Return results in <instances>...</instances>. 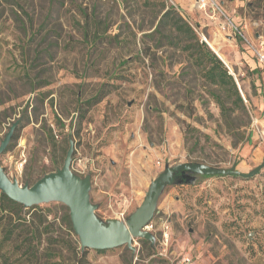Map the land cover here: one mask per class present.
Listing matches in <instances>:
<instances>
[{
  "label": "rangeland",
  "instance_id": "1",
  "mask_svg": "<svg viewBox=\"0 0 264 264\" xmlns=\"http://www.w3.org/2000/svg\"><path fill=\"white\" fill-rule=\"evenodd\" d=\"M251 2L239 12L256 23L255 31L263 36L251 42L259 44L264 39V0ZM191 3L0 0V142L14 122H21L18 137L0 155L8 175L33 184L55 165L62 166L65 138H72V168L79 159L87 163L97 214L124 219L135 205L111 207L105 197L96 199L94 177L113 162L120 164L119 174L128 175L134 130L144 135L142 146L162 151L153 162L157 175L166 165L188 161L226 168L236 164L239 170L259 165L264 159V69H252L240 38L231 44L224 29L214 34L208 22L204 25V11L200 21L192 19L186 10ZM169 8L226 62L248 113L234 107L230 85L208 73L212 61L206 47L178 35L172 17L161 23ZM214 36L222 47L211 44ZM101 93L106 95L96 101ZM222 100L235 110L230 120L222 114ZM102 147L108 150L105 157ZM223 176L232 182L213 189L201 187L210 177L178 184L188 188L181 211L166 214L157 208L149 224L156 236L153 249L135 239L136 252L126 245L88 248L83 259L78 235L63 221L65 204H37L25 209L22 219L16 214L7 218L6 224L17 222L18 229L8 240L0 234V264H178L185 256L197 264H264V168L249 178ZM251 181L258 183V196ZM250 201L258 202L255 214ZM170 219L173 229L166 227ZM34 227L42 238L36 250L25 243ZM196 232L198 238L188 240Z\"/></svg>",
  "mask_w": 264,
  "mask_h": 264
},
{
  "label": "water",
  "instance_id": "2",
  "mask_svg": "<svg viewBox=\"0 0 264 264\" xmlns=\"http://www.w3.org/2000/svg\"><path fill=\"white\" fill-rule=\"evenodd\" d=\"M17 124L18 121L14 122L1 140L0 155L11 142ZM74 150L75 143L70 138L63 165L44 174L33 184H21L16 178L12 179L0 163V190L23 204L25 208L52 201L65 204L69 208L72 226L79 237L82 250H102L126 245L136 252L135 239L144 238L155 243L156 236L147 227L156 213L159 198L168 185L190 180L191 175L187 174V171L204 175L223 174L249 178L264 168V160L248 172L238 170L236 164L229 168L197 161L166 165L151 181L142 202L129 216L124 219H103L96 212L98 205L91 199V174L82 176L72 168Z\"/></svg>",
  "mask_w": 264,
  "mask_h": 264
},
{
  "label": "crops",
  "instance_id": "3",
  "mask_svg": "<svg viewBox=\"0 0 264 264\" xmlns=\"http://www.w3.org/2000/svg\"><path fill=\"white\" fill-rule=\"evenodd\" d=\"M178 1L181 4L187 2V0ZM196 1L197 0H192L190 8L188 7L186 9L189 16L192 19L200 21L199 19L204 16V11L208 15V17L206 16V18H204L205 20H203L204 25L206 22H208V25L212 27L211 29L214 34H217L218 32L221 33L220 28L221 24H223V22L225 21V17L214 16L210 8H208L207 10L199 8L196 5ZM246 2L248 3V5H251L252 3L251 0H220V4L225 14L241 28L244 34V36L236 35L231 30H224L226 32L225 36H227L231 44H235V42H237V39L240 38L241 41L244 42V47L246 49L243 54L250 61L252 69L261 70L264 68L257 61L253 49L249 46L248 41H257L263 35L259 31H255V29L257 28L256 25H253L256 24L255 22H250V19L245 14L242 15L239 12V10L244 6ZM197 10L200 11L199 14ZM213 38L214 40H212L210 37L211 44L217 45L218 47H222V45H224V43H221L220 38H215V36ZM262 75H264V71H262ZM170 128H172V126ZM168 139H171V135L168 137ZM144 140V135L141 132H139L138 130H134L132 132V150L129 160L127 161L128 175H122L121 173L119 174L118 171L120 168V164H115V162H113L114 166L112 168L107 167L106 171L103 173V175H101V177H94V183L99 184L98 188H96L95 190L93 189V192L96 195V199H104L105 197L106 199H108V202L110 201L109 206L111 207L119 206L127 202L137 207L142 202L145 193L151 184V181L157 175L158 167L154 165V159L156 157H159V155L162 153V151L158 147L152 150L150 148H147V146H142ZM151 143L155 144L153 141ZM168 143H170V140L168 141ZM102 151L103 156L105 157L108 150L105 149V147H102ZM241 171L248 172L250 170L244 169ZM231 182L232 179L225 176L218 178L210 177L204 182V185L201 187L213 189V187L215 186L223 187L227 184L229 185ZM234 183L235 187L239 185V182L237 181ZM242 184L243 182L240 183V185ZM257 184L258 183H255L253 181H251L249 184L251 187H255L254 192L256 196H258ZM168 187L169 186H167L163 191V195L158 201L157 208L159 209V211H163L166 214H174L175 212L179 213L182 209L183 202L186 200L185 194L188 188H185L184 186H180L178 184H174L169 188ZM250 205L251 213H257L259 207L258 202L250 201ZM166 225L167 227L169 226V228L173 229V220L170 219V222L166 223ZM173 231L175 233V230ZM197 235L199 236L200 234L196 232L192 235H189L188 240H190L191 237L198 238L196 237ZM196 247V251H199L200 246H198L197 244Z\"/></svg>",
  "mask_w": 264,
  "mask_h": 264
},
{
  "label": "trees",
  "instance_id": "4",
  "mask_svg": "<svg viewBox=\"0 0 264 264\" xmlns=\"http://www.w3.org/2000/svg\"><path fill=\"white\" fill-rule=\"evenodd\" d=\"M171 9H173V8H169L163 14V17L161 18V23H164V21L167 18L172 17L173 27L177 31L178 35L179 34L189 35V37L197 39V43H200L192 25L189 24L185 20V18L182 15H180L179 13L174 12L175 14H172L173 11ZM159 26H160V24H159ZM187 45L189 48H193L195 46V44H193L192 42L187 43ZM199 45L202 47H206V53L209 56L210 60L212 61V64L208 68V73L211 75L212 79L217 81L220 84L230 85V87L233 89V91L235 93V99L233 100L234 107H237V106L242 107L243 110L246 113H248L246 108H245L244 99L240 93V90L238 89V86L235 82L234 76L229 72L228 67L225 64V62L219 56H217V54L213 50H210L209 46H207L206 43L202 42ZM202 57H203V55H202ZM105 95H106V93H101L98 97H96L94 99L96 101L101 100L102 97H104ZM220 107L222 110V114L230 120V118L232 117L235 110H233V108L227 106L225 100L220 101ZM84 117H85V114L81 113V119H83ZM60 123L62 124L61 121H60ZM19 126L21 127V122L19 124H17L12 139L18 137L17 130H18ZM76 133L77 132L75 131V135H76ZM65 141L67 144V147L65 148V153L67 154V151H68L69 146H70V140H69V138H67V139L65 138ZM66 154H65V157H66ZM64 160H65V158H64ZM52 161L56 164V158L55 157L52 158ZM197 162H199V161H197ZM56 167H58V165H55V168ZM59 167H61V166H59ZM55 170H53V171H55ZM186 173L191 175V179L185 180L184 182L178 183V184L192 183V182L197 181L198 178H208V177H212V176H223V174L204 175V174H198V173H194V172H190V171H187ZM38 206L39 205H33L29 208H25L23 204L13 200L7 194L3 193L0 190V234H3V239H6V240L11 239L13 237L14 233L18 229L17 222H10V223L6 224L7 218L10 215L16 214V215H18V219H22V213L24 212L25 209L37 208ZM64 208H65V212L63 214V221H64V223H66L68 225V227L70 228L71 231H74L73 226H72L71 217L69 214V208L66 205H64ZM43 215L45 217H48L49 212L45 211V212H43ZM50 224H51V222L48 223L49 226H50ZM139 241L143 244V246L147 245V246H149L150 249H153V245H152L150 240L140 238ZM40 242H42L41 230L37 227H34V230L31 233V237L25 238V243L28 244L27 245L28 248H30L32 250L33 249L36 250L38 248V244ZM88 251H89L88 248H86L85 250H82L81 251V258L84 259L85 256H87ZM99 251H102V250H99Z\"/></svg>",
  "mask_w": 264,
  "mask_h": 264
},
{
  "label": "built area",
  "instance_id": "5",
  "mask_svg": "<svg viewBox=\"0 0 264 264\" xmlns=\"http://www.w3.org/2000/svg\"><path fill=\"white\" fill-rule=\"evenodd\" d=\"M196 5L204 10H207L208 8L211 9L214 16H220L225 17V21L223 24H221V28L224 30H231L236 35H242L244 36L241 28L232 21L224 12L220 0H197ZM246 38V37H245ZM249 46L253 49L255 56L257 58V61L261 64V66L264 68V39L260 41V43L256 44L254 42L248 41ZM82 159H79L78 167L74 168V171L82 176H85L86 174H90L88 171L87 163H81ZM150 226V225H149ZM149 226L147 227L149 229ZM167 227V226H166ZM168 228V227H167ZM165 235H168L166 232ZM166 237V236H165ZM168 237V236H167ZM178 264H197L195 259L190 256H185L179 262Z\"/></svg>",
  "mask_w": 264,
  "mask_h": 264
},
{
  "label": "flooded vegetation",
  "instance_id": "6",
  "mask_svg": "<svg viewBox=\"0 0 264 264\" xmlns=\"http://www.w3.org/2000/svg\"><path fill=\"white\" fill-rule=\"evenodd\" d=\"M59 167V166H58ZM58 167H56L55 169H57Z\"/></svg>",
  "mask_w": 264,
  "mask_h": 264
}]
</instances>
